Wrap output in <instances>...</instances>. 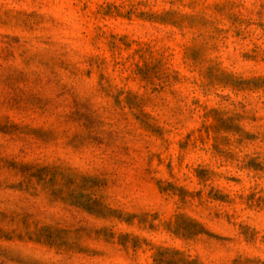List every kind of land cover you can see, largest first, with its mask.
Returning <instances> with one entry per match:
<instances>
[{
  "label": "rangeland",
  "instance_id": "374dc122",
  "mask_svg": "<svg viewBox=\"0 0 264 264\" xmlns=\"http://www.w3.org/2000/svg\"><path fill=\"white\" fill-rule=\"evenodd\" d=\"M0 264H264V0H0Z\"/></svg>",
  "mask_w": 264,
  "mask_h": 264
}]
</instances>
